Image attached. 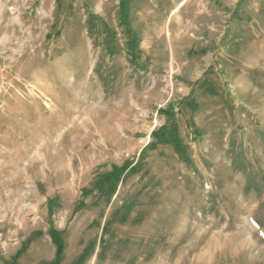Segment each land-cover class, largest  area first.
<instances>
[{
  "label": "rangeland",
  "instance_id": "1",
  "mask_svg": "<svg viewBox=\"0 0 264 264\" xmlns=\"http://www.w3.org/2000/svg\"><path fill=\"white\" fill-rule=\"evenodd\" d=\"M0 0V264H264V0Z\"/></svg>",
  "mask_w": 264,
  "mask_h": 264
},
{
  "label": "bare ground",
  "instance_id": "2",
  "mask_svg": "<svg viewBox=\"0 0 264 264\" xmlns=\"http://www.w3.org/2000/svg\"><path fill=\"white\" fill-rule=\"evenodd\" d=\"M184 4H185V1L184 0L181 1L180 3H178V5H177L175 10H177V11L180 10L184 6Z\"/></svg>",
  "mask_w": 264,
  "mask_h": 264
}]
</instances>
